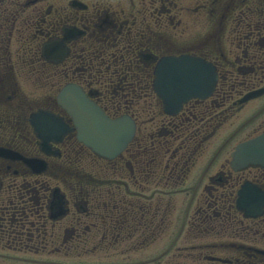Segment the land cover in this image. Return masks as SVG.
<instances>
[{
	"label": "flooded vegetation",
	"instance_id": "obj_1",
	"mask_svg": "<svg viewBox=\"0 0 264 264\" xmlns=\"http://www.w3.org/2000/svg\"><path fill=\"white\" fill-rule=\"evenodd\" d=\"M194 1L202 13L201 42L177 52L213 62L221 81L210 99L192 101L177 116L162 108L152 113L171 127L193 118L201 142L205 130L217 134L214 142L236 124L216 148L202 143L198 155L186 145L190 136L171 148L166 128L148 135L143 127V95L150 92L161 107L152 88L154 67L177 54L181 0H0V264H66L26 255L92 254L105 257L96 264H187L189 255L182 253L189 248L201 249L199 264H264V214L247 218L235 206L244 181L264 187V165L236 171L230 163L238 143L229 148L246 129L252 128L247 139L264 132V93L239 103L246 92L264 88V0ZM228 33L243 55L225 52ZM51 45H58L60 59L46 58ZM66 84L79 86L110 118L134 121L135 138L122 154L104 158L75 132L51 141L50 153L44 150L31 117L49 112L72 126L53 95ZM214 118L220 120L212 126ZM155 135L157 145L143 150ZM160 183L167 189L162 195L188 199L176 235L173 203L160 215L154 201ZM164 232L170 255L143 256Z\"/></svg>",
	"mask_w": 264,
	"mask_h": 264
},
{
	"label": "water",
	"instance_id": "obj_2",
	"mask_svg": "<svg viewBox=\"0 0 264 264\" xmlns=\"http://www.w3.org/2000/svg\"><path fill=\"white\" fill-rule=\"evenodd\" d=\"M215 70L211 64L192 56L165 58L161 62L155 84L166 110L175 113L183 102L210 96L217 83ZM76 96L74 91L68 90L59 100L73 114L74 119L80 122L83 131L81 138L87 143L94 138L93 143L99 152L114 157L132 137V126L128 121L115 125L103 118L94 105H84ZM35 119L34 125L46 143L52 138L59 139L68 130L60 119L52 115L43 114ZM235 158L236 163L240 164L264 159V136L240 146ZM239 194L238 207L247 215L254 216L261 212L264 207V192L261 189L247 184Z\"/></svg>",
	"mask_w": 264,
	"mask_h": 264
},
{
	"label": "rangeland",
	"instance_id": "obj_3",
	"mask_svg": "<svg viewBox=\"0 0 264 264\" xmlns=\"http://www.w3.org/2000/svg\"><path fill=\"white\" fill-rule=\"evenodd\" d=\"M181 5L183 7L182 11L177 14V12H179V10H176V15H177V19H180L182 21V24L179 25V27L175 28L174 30V34H175V42H178V44H184V36L185 37H191L195 34H198L201 31V21H202V13L199 11V13H196V11L194 10L197 6V2L194 0H181ZM181 31H183L185 34L184 36L182 35ZM203 31V30H202ZM199 39V38H198ZM189 40V39H188ZM231 46L228 47V50H230ZM32 93L36 92V89L34 87H30L29 90ZM235 126H231V127H226L225 129L222 130V134L221 136L218 138L217 143L215 144V148L229 135V133H231V130H233ZM252 134V128L246 129V131H244L243 133H241L237 139L235 141H233V143H231L230 147L231 148L234 144H236L237 141H239L240 139H244L245 137H247L248 135ZM254 134V133H253ZM190 184H187V186ZM193 185V184H191ZM176 203H177V208L175 210L174 213V227L172 229L173 234L176 235L180 229V225L181 223H178V226L176 225L177 222V217L181 216V218L183 217L185 210L188 206V199L187 196L185 194H183L182 196H177L176 198ZM191 213H193V209L191 211ZM187 226L184 227V232L186 231ZM183 232V231H182ZM183 232V233H184ZM172 234V235H173ZM171 235V236H172ZM170 234L164 235L162 238V241H160L156 247H154L151 251H146L143 256L151 255L152 252V256L154 255H158L161 252H163L167 247L166 245V241L170 240ZM1 252V251H0ZM4 255H8L7 252H2ZM26 257L31 258V259H36L38 261L40 260H50V261H54V262H67L66 264H79V263H86V264H96L97 262H104V258L103 256H101L100 254H96V255H86V256H82L79 258L76 257H71V258H66L60 255H53V257L51 258H47L45 257V255H41L40 257L36 256V255H26ZM6 264V263H3Z\"/></svg>",
	"mask_w": 264,
	"mask_h": 264
}]
</instances>
